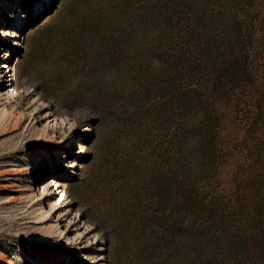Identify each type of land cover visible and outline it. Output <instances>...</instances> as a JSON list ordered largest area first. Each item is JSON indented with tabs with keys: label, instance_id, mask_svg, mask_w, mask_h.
Returning <instances> with one entry per match:
<instances>
[{
	"label": "rangeland",
	"instance_id": "obj_1",
	"mask_svg": "<svg viewBox=\"0 0 264 264\" xmlns=\"http://www.w3.org/2000/svg\"><path fill=\"white\" fill-rule=\"evenodd\" d=\"M0 264H264V0H0Z\"/></svg>",
	"mask_w": 264,
	"mask_h": 264
},
{
	"label": "trees",
	"instance_id": "obj_2",
	"mask_svg": "<svg viewBox=\"0 0 264 264\" xmlns=\"http://www.w3.org/2000/svg\"><path fill=\"white\" fill-rule=\"evenodd\" d=\"M189 1V0H188ZM229 1H231V2H237L238 0H229ZM184 2H187V0H184Z\"/></svg>",
	"mask_w": 264,
	"mask_h": 264
}]
</instances>
